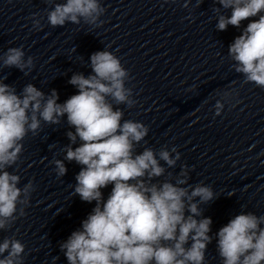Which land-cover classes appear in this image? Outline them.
<instances>
[{
  "label": "clouds",
  "instance_id": "9594fccd",
  "mask_svg": "<svg viewBox=\"0 0 264 264\" xmlns=\"http://www.w3.org/2000/svg\"><path fill=\"white\" fill-rule=\"evenodd\" d=\"M217 2L232 10L230 17L219 15L216 27L220 31L228 25L239 28L243 20L264 13V0ZM104 11L98 0H65L54 5L47 19L52 27H62L66 22L80 24L81 19L99 26ZM39 25L40 21L35 20L34 26ZM228 54L245 83L264 88V14L248 23L230 44ZM0 62L25 75L28 74L25 70L33 67V58L25 59L21 47L9 48L0 56ZM90 62L94 74L72 75L68 82L78 93L64 103L57 102L55 89L45 96L29 83L18 95L14 87L0 80V230L10 228L17 219V205L27 206L33 190L31 182L18 187L20 176L7 170L22 153L21 142L29 132L33 135L38 132L41 121L58 125L66 116L75 132L66 133L71 143L63 149L64 160L82 166L75 177L74 192L82 201L96 202L81 229L60 244L68 264H204L207 245L212 240L209 236L212 220L197 217H202L200 205L215 199L212 188L203 184L184 187L188 178L186 168L175 183L151 182L166 171L160 161L174 167L180 153L175 147L161 148L158 152L145 148L135 153V146L149 130L141 122L122 123L123 111L113 107L134 104L132 90L125 87L129 73L120 59L107 50L93 53ZM223 106L217 101L216 115ZM78 138L81 143L73 148ZM53 163L57 175L63 177L67 173L64 161L56 159ZM109 184L114 187L105 201L101 189ZM19 215H25L23 207ZM261 225L264 216L242 212L219 229L217 250L223 264H264ZM189 241L191 245L186 247ZM24 251L25 245L20 240L3 239L0 264H23Z\"/></svg>",
  "mask_w": 264,
  "mask_h": 264
}]
</instances>
